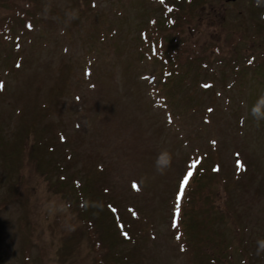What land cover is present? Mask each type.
Here are the masks:
<instances>
[{
  "label": "rangeland",
  "instance_id": "obj_1",
  "mask_svg": "<svg viewBox=\"0 0 264 264\" xmlns=\"http://www.w3.org/2000/svg\"><path fill=\"white\" fill-rule=\"evenodd\" d=\"M257 3L0 0V23L10 5L25 14L12 24L10 48L0 38V264H64L74 253L59 251L61 239L82 229V212L90 223L103 217L92 242L76 238L71 264L96 251V239L109 262L117 249L132 264H211L208 256L264 264V121L251 115L264 97V0ZM158 39L165 56L179 49L181 67L163 61ZM163 67L187 74L165 82ZM165 152L171 164L161 173ZM92 167L109 189L94 195L103 211L81 208L71 189ZM23 189L27 196H15ZM106 202L129 241L117 237ZM193 216L211 219L213 243L202 227L190 229L194 242L182 236L179 224Z\"/></svg>",
  "mask_w": 264,
  "mask_h": 264
},
{
  "label": "trees",
  "instance_id": "obj_2",
  "mask_svg": "<svg viewBox=\"0 0 264 264\" xmlns=\"http://www.w3.org/2000/svg\"><path fill=\"white\" fill-rule=\"evenodd\" d=\"M4 1V0H3ZM18 7H22L20 6L19 4L17 5H10L9 6V9H11V12H12V15L10 14H6L4 13L5 15L4 16H8L6 19H3L0 23V38L3 39V42L5 43V46L10 48L11 47V40L14 39L12 37L13 35V32H12V24L17 20V19H25V14L21 11V10H18L17 8ZM24 9H28V8H25ZM23 10V9H22ZM23 15L22 18H20L19 16ZM16 17H18L17 19H15ZM171 21V23H170ZM167 22V24L169 26L173 25L176 23V20L175 18H171V20ZM23 27L26 29L29 28V22L26 20V21H23ZM156 34V33H155ZM16 41V45H15V48H17V44L18 43V40H15ZM163 40H157V43L156 44H161V46L159 47L160 49V52L162 53V59L163 61H165V63H168L169 64V68L174 66L177 67H181V65H179V61L177 60H180L182 59V55L181 53L179 52V49L178 50H173L171 52H173V57H171V55H167L165 56V51H164V47H165V43L164 42H161ZM181 44V43H180ZM10 50V49H9ZM178 53V55H177ZM170 60H173V63H171ZM16 64V63H15ZM159 72L161 73H164L165 75V78H164V81L166 82L168 78H170V82L172 83L174 81V77L176 75H185L187 74L186 72V69H160ZM181 79V78H180ZM184 80H186V78H184ZM46 111L48 110V106H46L44 108ZM43 109H41L42 111ZM43 110V111H45ZM48 115V113H47ZM36 124V122H35ZM101 170V168H97V171L98 170ZM62 170V169H61ZM55 171H59V168L55 169ZM96 171V172H97ZM102 171V170H101ZM100 171V172H101ZM64 172V171H63ZM63 172H61L60 175H63L59 178V182L61 185H67L68 184V179H67V176H65L63 174ZM83 180H80V179H76L74 180L73 184L71 185V189H72V192L75 193V196H77V198L75 199L79 204H80V207H84L85 205H91L92 204V207H99L101 208V210L103 211V209H105L100 203L98 204H94V195H95V192L96 190H102L103 193L105 194V192H109V189L106 188V185L103 184V181H101V179L98 178V175H96L95 173V169L92 167V168H88V169H85L84 170V173H83ZM197 179V178H196ZM15 193V196H19V198H23V196H27L26 195V192L24 191V189L21 191V192H14ZM102 196H100L99 198L101 199ZM98 202V200H96ZM109 202V201H108ZM106 202L105 203V206L106 208L109 210V213L110 214H113L114 215V221H116V225H117V229L119 230V227H120V230H121V233L117 234V237L123 241V239H126L128 240L129 238H131V236H129V231L125 230L124 228V224L121 220H119V216H115V215H118L117 211H118V208L113 205L112 203H108ZM100 204V205H99ZM185 209L187 208H190V205L189 203H186L185 202ZM182 211H183V208H182ZM93 213V211L91 212ZM181 213V211H180ZM83 214V222L82 223V229L79 228V232H73L71 233L69 236H66L63 240L61 239V242H60V247H59V251L63 252L64 255H70L71 252L74 253L73 255L69 256L70 259H66V258H63L61 255V258L63 259V263L64 264H71V262L69 260H72L74 256H76V260H77V256H78V251H79V246H78V251H76V246H74V251L72 250L73 248V243L75 244V241L77 239H81V238H84L87 239L88 241L92 242L95 237H96V226L98 224H101V222H99V220L103 217L102 216V213L100 212V215H99V219L98 220H94L92 223H90L89 221L92 220L93 217L89 218V215H85L84 216V213L82 212ZM182 214V213H181ZM180 214V216H181ZM190 214V213H189ZM184 216L186 217V211L184 213ZM190 216H192L190 214ZM183 217V215H182ZM104 219V218H103ZM116 219V220H115ZM181 219V218H179ZM180 221V220H179ZM99 222V223H98ZM210 222V223H209ZM212 224V221L211 219L209 221H207L205 224L203 221H198L196 217H191L190 220H183L180 224H179V227L181 229V232H182V236L184 238H188L189 241H195V238H194V235L192 234V237H193V240L190 236V229L193 230V228H199V227H202L205 232L209 235L207 237V242L210 241L209 244L213 243L215 237L217 236V232L215 230H212V228H209V226ZM212 226V225H211ZM240 228V227H239ZM214 229V228H213ZM234 232H236V230L232 229ZM241 229H238L237 233H236V237H238L237 241L239 242V244L243 241V240H240V231ZM125 233H127V236L125 235ZM77 238V239H76ZM129 241V240H128ZM117 244H120V243H117ZM71 245V247H70ZM67 246H69L71 249L69 252L68 249H67ZM96 253L98 254V256H96V254L93 252L91 253H88L85 255V257L82 259V262L81 264H132L130 259H129V254H127V252H123L121 251L120 254L117 252L118 250L116 249V251L114 253H112V260L111 262L107 261L108 258H109V255L108 256H104V255H107L108 252H110V249L108 247H106L105 244H103V240L101 241H98L96 239ZM110 248H112V245L109 246ZM115 247V246H114ZM113 247V248H114ZM243 247H246V243ZM111 254V252H110ZM207 255V254H206ZM93 257V258H92ZM89 258H90V261H89ZM209 260V263L213 264V259L210 260L209 256L207 257V261ZM91 262V263H90ZM196 264H202V263H199L198 261L196 262Z\"/></svg>",
  "mask_w": 264,
  "mask_h": 264
},
{
  "label": "clouds",
  "instance_id": "obj_3",
  "mask_svg": "<svg viewBox=\"0 0 264 264\" xmlns=\"http://www.w3.org/2000/svg\"><path fill=\"white\" fill-rule=\"evenodd\" d=\"M257 6H259V0ZM251 115L257 123L264 121V97H261L257 103L252 106ZM170 164L171 156L167 152L162 153L157 159L158 171H161V173L166 167L170 166Z\"/></svg>",
  "mask_w": 264,
  "mask_h": 264
},
{
  "label": "snow or ice",
  "instance_id": "obj_4",
  "mask_svg": "<svg viewBox=\"0 0 264 264\" xmlns=\"http://www.w3.org/2000/svg\"><path fill=\"white\" fill-rule=\"evenodd\" d=\"M161 2L163 3V0H161ZM169 11H171V9H169ZM3 87H4L3 84H0V91L3 90ZM198 163H199V161H195L191 166L192 169H195L196 164H198ZM193 176H194V172L188 171L186 173V175L184 176L182 182H181L180 191H179V194L177 196V207H176V216L177 217L180 216V202L184 198L185 190L189 186V182L193 178ZM125 235L127 236V233H125Z\"/></svg>",
  "mask_w": 264,
  "mask_h": 264
}]
</instances>
